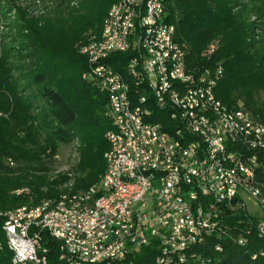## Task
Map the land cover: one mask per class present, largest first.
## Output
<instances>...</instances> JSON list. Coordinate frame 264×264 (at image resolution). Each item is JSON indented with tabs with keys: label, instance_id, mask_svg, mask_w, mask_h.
I'll list each match as a JSON object with an SVG mask.
<instances>
[{
	"label": "trees",
	"instance_id": "1",
	"mask_svg": "<svg viewBox=\"0 0 264 264\" xmlns=\"http://www.w3.org/2000/svg\"><path fill=\"white\" fill-rule=\"evenodd\" d=\"M34 1L38 0H0V90L15 109L25 113L20 114V123L28 138L30 133L41 136L51 152L73 145L76 162L52 179L34 177L29 170L49 171V164L40 160L43 148L32 155L31 150L24 158L28 168L25 178L0 172V264H11L12 259L2 229L5 213L55 199L69 189L75 192L94 186L105 173L104 155L109 150L105 134L111 125L104 116L107 98L83 78L90 69L78 45L90 37H100L115 0H80L76 6H71L72 0H54L49 16H33ZM165 6V20L175 27V41L184 46L187 66L192 70L205 67L210 72L221 69L216 99L229 109L247 110L264 122V0H167ZM136 53L132 48L109 56L104 63L126 78L125 67ZM127 81L131 93H136L133 81ZM145 109V122L158 123L164 131L172 129L169 113L156 108L151 98ZM0 131L3 137L16 139V132L7 135L8 131ZM20 188L30 192L12 194ZM225 224L228 237H210L204 241L206 250L198 246L192 254L209 257L212 264H264V257H259L264 238L257 234L258 220L242 213L226 218ZM238 232L247 240L246 245L237 246L229 238ZM43 246L49 250L50 264L58 263L57 242L44 237ZM156 246L139 248L127 261L151 264L158 254Z\"/></svg>",
	"mask_w": 264,
	"mask_h": 264
},
{
	"label": "built area",
	"instance_id": "2",
	"mask_svg": "<svg viewBox=\"0 0 264 264\" xmlns=\"http://www.w3.org/2000/svg\"><path fill=\"white\" fill-rule=\"evenodd\" d=\"M140 5H148L150 15L141 14L137 28L131 29V32L137 33V53L128 62L132 65V71H139L142 87L143 85L151 86L154 105L166 106L169 114L181 115L176 110V103L191 105L192 102H185L181 98V90L190 91L191 86H201L204 103L206 100H213L215 103V89H212V83H207L205 80V67H201V70L196 73H187L186 65L188 64L182 60L184 46L179 43L178 53H173V88L165 89L161 86L158 73H153L152 44L148 54H140L139 35H145L148 22H155L159 43L165 45L168 53H171V44H166L165 41L166 28L161 27L163 10L156 8V0H143ZM173 40H175L174 36ZM116 46L121 47V40ZM209 54L211 56L213 52ZM100 60L107 59L100 57ZM100 71L112 75V83H98V80H93V73H85L84 76L86 80L93 82L106 98L115 99L116 109H107L105 105L104 116H118L119 107H126L127 120L121 121L126 126L127 122L135 123L136 139H131L128 156H134L136 160L139 185L134 188H138V200L133 205H126V200L120 198V190L130 189H122L120 185H104L103 187L114 188V196L110 199H99L95 208L77 209L76 212H72V218L67 220L52 219L51 214L47 215L48 225L44 229L28 226V217L36 212H24L6 218L3 224H6L12 246L17 252L16 264H32L31 247L39 248V263H47L49 253L46 248H42L41 240H28V233L42 232H51L53 240H60L64 256L70 258L73 264H132L127 259L134 251L154 243L157 244L158 254L151 264H212L211 259L203 255L185 257L184 248L202 246V251L206 250L207 245L202 241V234H213L218 239L228 237L229 227L225 224L226 218L242 213L251 217L243 203L244 197L251 200L259 209L258 213L262 214L260 219L256 218L258 220L256 231L264 232L262 196H258V192L250 189L251 181H264V160L261 152L244 155V157H250L258 166L257 174L244 171L242 164H237V157L230 155H225V162L232 163V174H217L213 160V151L217 148L214 146V141H208V131L203 125L202 131L191 130V125L184 123L181 116V127L190 133L194 149L201 151L205 169L197 170L192 154H186L185 167L189 174V182L185 184L183 195H173V183L180 180L174 169V161L177 152H184L183 145L177 144L174 138L164 136L163 126L138 124L129 113L125 91H118V82L121 81L115 78V71L110 68ZM176 74L189 75V82H176ZM215 75H220L219 71L215 70ZM236 111L238 118H245V133L252 135V132H261L264 138V130L256 128V119L249 111L242 108ZM151 133L160 134V143L151 142ZM160 146H167L168 156H161ZM125 166L124 161V169ZM124 169H121L123 170L122 180H126ZM146 169H154L156 182L147 181ZM194 184H201L204 187L202 214L198 220L188 221L189 200L191 194H194ZM144 185H151V193L147 198H140V188ZM110 202H117V210H110ZM125 214H134L131 225L124 231L114 233L111 236V245H101V237L106 236V233H97V226L105 222V218H120ZM73 220L87 222V229L95 227L92 242L82 240V233L87 229H80L79 234H74V240H65L63 233H59V224L73 223ZM248 229H251V226ZM229 238L237 246L247 244V240L242 239V232ZM259 257H264V251L259 253Z\"/></svg>",
	"mask_w": 264,
	"mask_h": 264
},
{
	"label": "bare ground",
	"instance_id": "3",
	"mask_svg": "<svg viewBox=\"0 0 264 264\" xmlns=\"http://www.w3.org/2000/svg\"><path fill=\"white\" fill-rule=\"evenodd\" d=\"M143 0H117L108 10L105 16L100 37L97 40H91L80 46V54L83 55L88 63L90 71L93 73V80H98L100 84L112 83V75L102 73L101 69H108L104 60L100 57L108 58L116 53H124L130 49L137 52V33L131 32V29L137 28L139 17L150 15L148 5H140ZM167 0H156V8L163 10L161 16V27L165 29L166 44H171V53H168L167 47L159 43L157 36V25L155 22H148L145 29V35H139V52L148 54L151 51L152 44V63L153 73H158V81L165 89L173 88V53H178V43L173 40L175 37V27L166 22L165 5ZM121 40V47L116 46ZM104 44V45H103ZM212 51V50H211ZM182 60L186 63V52H182ZM112 69V68H110ZM114 71V70H112ZM199 70H192L186 65L187 73H196ZM221 75V69H217ZM125 77L115 72V78L118 82V91H125V98L129 113L135 118L138 124L147 123L145 119V105L151 98L154 103L153 93L150 85H143L139 79V71H132V65L127 63L124 71ZM220 75L205 70V80L212 83V89H215ZM127 79H131L136 88V93H131V85ZM176 82H189V75L176 74ZM126 88V90H125ZM181 98L185 102H192L191 105L176 103V110L181 115L168 114L169 120L174 124L170 131H164V136L174 138L177 144L183 145L184 152H177L174 161V169L180 180L173 183V195H183L185 184L189 182V174L186 171L185 160L186 154H192V159L197 166V170L205 169L204 157L199 149H194L190 133L184 130L183 121L191 125V130L202 131V125L208 131V141H214L217 149L213 151V160L217 174L231 175L232 163L225 162V155L237 157V164H242L244 171L249 174H257L258 166L250 157L244 155H254L256 152L263 154L264 160V138L261 132L245 133V118H238L236 109H229L218 101L215 97L213 100H206L204 103V93L201 86H191L189 90H181ZM107 109H116L114 98H107ZM159 110H166V106L155 105ZM197 113V114H195ZM182 116V117H181ZM111 125V129L106 133L105 139L109 144V150L105 153V173L103 177L92 187L83 191H71L60 193L57 198L40 202L36 206H21L5 213V219L18 215L19 213L35 214L28 217V226L31 228L44 229L48 225L47 215L51 214L52 219L67 220L72 218V212L77 209L95 208L99 199H110L114 196V188L103 187L104 185H120L121 200H126V205H133L138 200L139 178L136 172V160L134 156H128L131 148V139H136L135 123L127 122V126L121 120H127L126 107H119L118 116L106 117ZM158 124V123H155ZM158 126H161L158 124ZM256 128L264 130V122L256 119ZM151 142L160 143V134L151 133ZM161 156H168L167 146H160ZM114 161V162H113ZM125 161V169H124ZM115 163V165H114ZM126 180L123 179V170ZM146 178L148 182H156L154 169H146ZM71 183V182H70ZM70 184L68 188H70ZM250 189L258 192L261 197V205L264 208V181H251ZM151 193V185H144L140 188V198H147ZM204 187L201 184H194V194H191L189 200L188 221H196L202 214ZM38 210V211H37ZM110 210H117V202H110ZM134 221V214H125L123 217L105 218V222L97 226V233H106L101 237V245H111V236L118 231H124ZM3 231L6 238L7 249L12 254L11 264L17 262V252L12 246L10 233L6 224H3ZM80 229H87V222L73 220V223L59 224V233H63L65 240H74V234H79ZM248 234V233H246ZM259 237L264 238V232L257 231ZM95 236V227H88L82 233V240L92 242ZM44 237L51 241L57 242L59 264H73L72 260L64 256V251L60 240H53L51 232L28 233V240H41L42 248ZM210 237H216L213 234H202V241ZM243 240H245L242 237ZM198 246L184 248L185 257H194L193 249ZM47 249V248H46ZM216 250L221 251L219 246ZM47 252L49 250L47 249ZM32 264H50L47 256V263L40 262V250L38 247H31ZM56 263V264H58Z\"/></svg>",
	"mask_w": 264,
	"mask_h": 264
},
{
	"label": "rangeland",
	"instance_id": "4",
	"mask_svg": "<svg viewBox=\"0 0 264 264\" xmlns=\"http://www.w3.org/2000/svg\"><path fill=\"white\" fill-rule=\"evenodd\" d=\"M79 1L80 0H72L71 6H76ZM53 3L54 0L34 1V7H32L31 9L33 11V16H49V14L55 8V5ZM91 40H95V37H90L85 42L79 43V45L85 44L86 42ZM212 47H214V44ZM0 77H2L1 73ZM83 78L85 79L84 75ZM7 96L8 95L5 94V92L2 93L0 90V130L3 129L7 132L9 129H11L7 132V135H12L14 132H16V139L12 141L8 137H3L0 131V172L7 177L15 179L18 178L21 180L25 178L24 175L27 173L25 172V170H28V168L24 166V158L31 150L32 152L30 153L32 155L35 154L33 151L42 152L40 150H42L43 148L46 150L44 151L45 153L43 152L44 155L41 156L40 160L46 165L49 164V171L47 173H33L31 172V170H29L28 173L30 172L32 176L40 178L45 176L52 179L56 177L57 174L65 173L72 166H74L76 162V153L73 145L67 147L60 146L54 152H51L50 148L46 146L45 141L41 136H36L33 133H30L31 136L29 138L27 137L25 127H22V124L20 123V114L23 115L25 113H23L18 108L15 109L16 106L14 107V105L12 104V100ZM30 124L31 123L28 122L27 126H29ZM14 145L21 148L15 147ZM46 155L52 156L51 159L45 157ZM21 192H30V190L28 188H20L14 190L12 194ZM243 203L246 206L247 213L251 217L260 219L262 214L258 213L259 209L255 205H253V202L251 200H248L247 197H244Z\"/></svg>",
	"mask_w": 264,
	"mask_h": 264
}]
</instances>
